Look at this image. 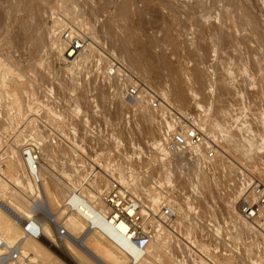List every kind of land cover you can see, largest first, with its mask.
Listing matches in <instances>:
<instances>
[{
  "label": "bare ground",
  "instance_id": "obj_1",
  "mask_svg": "<svg viewBox=\"0 0 264 264\" xmlns=\"http://www.w3.org/2000/svg\"><path fill=\"white\" fill-rule=\"evenodd\" d=\"M131 74L193 104L203 139L168 150L177 125L129 97ZM117 138L159 152L136 170ZM0 143L4 264H264L235 205L245 173L264 183V0H0ZM218 185L224 226L204 194Z\"/></svg>",
  "mask_w": 264,
  "mask_h": 264
},
{
  "label": "built area",
  "instance_id": "obj_2",
  "mask_svg": "<svg viewBox=\"0 0 264 264\" xmlns=\"http://www.w3.org/2000/svg\"><path fill=\"white\" fill-rule=\"evenodd\" d=\"M139 92H146L150 97V105L166 121L176 123L177 129L174 130L168 142V150L177 151L200 142L203 139L202 130L197 125V121L202 115L200 111L188 110L181 111L168 102L164 96L154 88L146 85L136 75L131 74V84L128 95L133 98ZM208 148L206 153L208 157H213L220 148L216 141L208 138ZM245 182L236 199V207L242 217L250 222L256 230L264 234V183L249 173L244 174ZM165 214H170L167 208H164ZM141 238H130L138 246H143L146 241L145 234ZM4 249L5 251H2ZM11 247H6L5 243L0 240V264H4L11 252Z\"/></svg>",
  "mask_w": 264,
  "mask_h": 264
},
{
  "label": "rangeland",
  "instance_id": "obj_3",
  "mask_svg": "<svg viewBox=\"0 0 264 264\" xmlns=\"http://www.w3.org/2000/svg\"><path fill=\"white\" fill-rule=\"evenodd\" d=\"M136 75H138V74H136ZM109 93V91L107 90L106 91V93ZM168 100L170 101V102H172V100L168 97ZM192 106H193V104L192 105H190V107H188L185 111H188V110H195L194 109V107H193V109H191L192 108ZM197 111V110H196ZM240 111H238L237 113H239ZM129 113H131V112H128V113H126V114H129ZM131 115L132 114H130L129 115V117H131ZM210 115V112L207 114V116H209ZM125 116H127V115H125ZM126 118H128V117H126ZM140 136H141V138L143 137H145V135L144 134H140ZM115 141V142H114ZM114 141H112V142H106V143H104L105 145V147L107 148V147H109L110 149H108V150H110V152L113 154V155H117V157H118V155L121 157V158H123V159H125V160H127L128 161V163L132 166V167H134L136 170H140L141 168H142V160L145 158L144 156H146L147 157V155H150L151 154V152H159L158 150H159V146L158 145H151L152 143H141L140 144V147H139V151H138V153H141L140 155H138V153L136 154V156H134L135 154L133 153V152H131L130 150H128V147H127V145H126V142H124L123 141V139L121 138V139H119V138H117V139H115ZM219 142V141H218ZM113 143V144H112ZM3 144V143H2ZM1 143H0V149L3 147V145H2ZM115 144V145H114ZM94 145H95V143H93V142H91V144L89 143V141L88 142H82L81 144H79L78 146H79V148L83 151V152H86V153H88V155H91V156H93V153H99V150H100V147H102V145L100 146L99 144L97 145V143H96V145H95V147H94ZM142 145V146H141ZM147 145V146H146ZM98 146V147H97ZM142 147V148H141ZM97 149H99V150H97ZM148 149V150H147ZM144 152V153H143ZM130 153V154H129ZM94 157V156H93ZM119 158V157H118ZM143 158V159H142ZM131 168H130V166H129V168H128V170L127 171H129ZM184 171V170H183ZM186 171V170H185ZM180 175V176H179ZM178 175V177H180V178H177V179H179V181H181L182 179H184L185 177H187V173H185V172H182V170H181V174H179ZM181 176H182V178H181ZM176 179V180H177ZM178 181V182H179ZM177 182V183H178ZM175 184V185H178V184ZM174 185V182H171V181H169L168 183H166V184H164V186H165V192L168 194V195H173L174 196V194L176 195L177 193H178V190L177 189H175V187H177V186H175ZM163 185H161V187H162ZM212 186H214V185H212ZM223 191H221V190H219L220 188L219 187H217V186H215V188L213 187H210V190H204L205 192H204V194H205V197H206V199L208 200V202H211L212 204H214L213 206H212V204H209L210 206H209V208H210V210L212 211V212H216L215 214L214 213H212V216H211V220H215V222H212V223H216V224H221V225H226V222L225 221H221V220H223L222 219V217H221V211L223 210L222 208H223V204H222V199H221V196L220 195H224L223 193H225V192H227V189H226V191L224 192V190L225 189H223V187L222 186H220V185H218ZM186 188V187H185ZM185 188L183 189L184 191H185ZM189 188V187H188ZM218 190H217V189ZM175 189V190H174ZM187 189V188H186ZM182 190V192L183 193H185L184 191ZM188 190V189H187ZM186 190V191H187ZM189 190H190V188H189ZM189 190L185 193L186 195L185 196H187V193H191V191L189 192ZM240 190H241V188H240ZM207 191H209L210 192V194H209V192H207ZM221 191V192H220ZM212 193H213V195H212ZM228 193V192H227ZM226 193V194H227ZM209 194V195H208ZM178 195V194H177ZM189 195V194H188ZM220 198H218L217 196ZM204 196V195H203ZM209 196H211L212 198L210 199V197ZM216 196V197H215ZM188 197V196H187ZM209 198V199H208ZM212 200H214V201H212ZM220 200V201H219ZM203 204V203H202ZM204 205V204H203ZM187 206V205H186ZM190 206V207H189ZM189 206H187L189 209H191L192 208V205H189ZM202 207H204V206H202ZM207 207V206H206ZM216 208V209H214V208ZM209 208H207L206 210H208ZM204 209H205V207H204ZM213 210H215V211H213ZM41 212V211H40ZM210 212V211H209ZM223 212V211H222ZM193 214H195V215H197L198 214V211H193ZM211 215V212H210V214H209V216ZM213 215H214V217H213ZM212 217H213V219H212ZM221 217V218H220ZM215 218V219H214ZM217 221V222H216ZM223 222V223H222ZM212 225V224H211ZM211 227H213V226H211ZM214 230L217 232V235L218 236H220V237H223L222 236V232H220V231H218V229L217 228H214ZM63 231H61V233H62ZM215 232V233H216ZM223 235H224V233H223ZM225 236V235H224ZM230 238H228L227 237V243L228 244H231V240H229ZM224 241H225V245L224 246H226V236H225V238H224ZM221 242H218V244H220ZM222 244V243H221ZM221 244H220V246L219 245H217V246H219V247H221ZM214 245V244H213ZM222 245V246H223ZM219 247H218V249H219ZM222 248V247H221ZM234 248H236L235 246H234ZM213 249V250H212ZM214 247H210L208 250H206V253H213V251H218L219 252V250L218 249H215ZM224 249H226V248H224ZM224 249L222 248L221 250H223V251H220V252H222V253H226L225 251H224Z\"/></svg>",
  "mask_w": 264,
  "mask_h": 264
}]
</instances>
